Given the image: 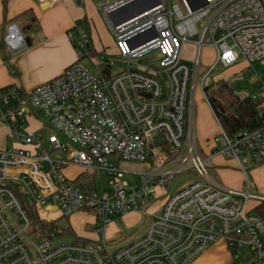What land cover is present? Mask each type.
Masks as SVG:
<instances>
[{"label":"built area","instance_id":"2783aa9c","mask_svg":"<svg viewBox=\"0 0 264 264\" xmlns=\"http://www.w3.org/2000/svg\"><path fill=\"white\" fill-rule=\"evenodd\" d=\"M178 1L159 0L118 26L109 17L115 4L101 2L117 55L96 53L84 24L75 22L68 37L77 62L30 92L0 90V123L10 143L0 150V264H193L220 240L233 264H264V219L248 208L249 200L264 198L250 192V182L237 191L209 170L218 156L246 177V165H264V126L230 137L213 111L220 134L202 155L194 121L201 61L194 74L182 61L184 45L199 37L194 44L200 52L216 51L209 74L241 58L249 67L264 63V0ZM5 43L14 55L26 47L17 24L8 27ZM206 78L201 89L209 103ZM250 97L264 104V84ZM32 119L40 125L36 132ZM126 162L147 171L129 172L121 168ZM70 167L92 175V185L68 178ZM127 174L134 185L125 181ZM184 175L195 178L172 190ZM106 176L111 194L103 191ZM78 213L93 217L96 239L66 234ZM132 213L149 218L144 234L111 249L100 235Z\"/></svg>","mask_w":264,"mask_h":264},{"label":"crops","instance_id":"0c3cea01","mask_svg":"<svg viewBox=\"0 0 264 264\" xmlns=\"http://www.w3.org/2000/svg\"><path fill=\"white\" fill-rule=\"evenodd\" d=\"M120 1L123 0L104 1L102 3L112 5ZM99 5L100 1L98 0H60L43 4L39 0H0V90L18 87L24 92H30L39 85L59 77L66 68L77 62V50L68 37V32L72 29L75 22L84 24L90 34L96 53L111 54L108 52L109 48L106 46L107 44L103 43V40L107 39L108 42L113 44L115 49L117 47L111 35L108 21L103 16ZM13 23L18 25L26 40V47L16 55L9 50L5 43L8 27ZM234 67L236 65L230 69ZM246 67H248L247 63ZM222 82L228 83V86L231 87L230 83L226 82L225 79ZM217 88L209 89L207 94L210 96L211 92L214 93L213 91H216ZM195 94L196 91L194 93V109ZM208 105L215 119L210 103ZM31 124V131L36 132L39 130L40 125L35 119H32ZM8 147H10V143L7 138V128L0 123V150ZM207 147L208 149L205 148L206 154L209 153L211 146L207 145ZM213 162L220 173L225 165L229 166L232 164L234 167L236 165L235 162L219 156L214 157L210 164L212 165ZM248 167L251 175V181H249L251 182L250 192L264 198V165L253 167L249 164ZM79 170L82 172L81 169ZM234 187L237 188V184ZM235 190L240 191V189ZM262 203L264 201H256L251 208L252 212L256 214V208ZM155 210H157L156 207L149 209L150 212ZM84 215L86 214L78 213L74 217L77 218ZM88 216L91 220L90 222H85V231L77 235L82 241L96 239L93 232L95 228L94 219L91 215ZM142 217L145 216L132 213L121 219L124 221V226L131 228ZM116 224V222H112L109 225L110 227H107L108 230L111 228V230L113 228L116 230L110 233L114 237L119 233L117 231L119 226ZM88 228L90 229L89 231L87 230ZM193 264H233V259L227 243L224 240H220L211 245Z\"/></svg>","mask_w":264,"mask_h":264},{"label":"rangeland","instance_id":"374dc122","mask_svg":"<svg viewBox=\"0 0 264 264\" xmlns=\"http://www.w3.org/2000/svg\"><path fill=\"white\" fill-rule=\"evenodd\" d=\"M108 2H114L115 0H105ZM102 1H100L101 3ZM178 0H172V4L176 5L178 4ZM199 37L191 38L190 42L185 44L182 51V61L187 64L193 71V74L196 70V63L198 59H200L201 64L199 68L198 73V83H197V89L195 94V109H194V121H195V130H196V136L198 144L201 148V154L206 155V149H208L207 145H211V141L214 140L219 134L220 129L217 126V122L212 116L210 107L206 101V98L204 97V92L201 89V82L207 76L204 87L206 89L211 88H217L216 91H213L214 93L220 92L219 94L223 93V99L231 100L229 96V92H227L226 89H224L223 79H225L226 82L230 83V88L236 95H253L258 92L260 87L264 84V63L259 62L254 64L252 67H246V62L242 58L239 60V63L236 65V67L232 69H224L221 67H218L217 69L213 70L210 74L209 71L211 69V66L216 61V51L213 48L210 47H204L203 51L200 52L195 46V41L199 40ZM104 44H107L106 46L109 48V51L113 55H117L118 51L115 49L112 43L108 42L107 39L103 40ZM116 47H118L116 45ZM145 60V59H144ZM83 63L88 66L92 67L91 63L88 60H84ZM95 72L98 73L96 68H93ZM114 72H117L119 68H114ZM220 81V82H219ZM227 85H229L227 83ZM193 86V79L191 83V89ZM212 94V92H211ZM38 119L41 122H45V117L43 115H39ZM32 126L30 122V127ZM205 144V145H204ZM46 148L48 151H50V146L46 144ZM210 173L213 178L217 179L220 183L224 184L225 186L231 188V189H240V191L245 192L247 190V185L249 181H251V175L248 165L245 166V169L247 170V177L245 174L240 170L239 167L235 165L230 164L229 166L223 167V171L220 173L217 171L216 165L210 164ZM121 168L127 169L129 172H136V173H142L147 171V168L142 163L138 162H126L121 164ZM66 175L68 178H77V183L82 186H91L93 182V176L87 173H82L77 168H69L66 170ZM137 177V176H136ZM193 176L184 175L181 177H178L173 185L172 190H176L180 185L186 183L189 180L194 179ZM105 186L103 188V191L105 193H112V189L109 187L110 184V178L107 176L104 177ZM125 181L129 182L130 184H135L136 179L131 175L127 174L125 177ZM251 183V182H250ZM249 183V185H250ZM237 184V188L234 187V185ZM240 187V188H239ZM173 191V192H174ZM240 202L242 203L243 200L240 199ZM256 201L249 200L248 207L250 210L254 206V203ZM53 217H57V215H54ZM138 219V218H137ZM91 218L88 215L80 216L75 218L74 216L70 219V223L72 226V229L74 230L75 234L78 235V233H81L82 231H85L84 224L85 222H90ZM123 219H116L114 222H116L117 226H119L118 230L119 233H117V236H112L114 231L111 229L105 230V234L100 235V238L103 237L108 241V245L111 249H120L131 242H133L136 238L140 237L144 234L146 227L148 225L149 218L142 217L136 224H134V227L127 228L124 226ZM110 227V226H109ZM84 229V230H83ZM90 230L89 228L87 229ZM121 230V231H120ZM87 232V231H86ZM65 240H68L67 237H65ZM70 240H73L74 238H69Z\"/></svg>","mask_w":264,"mask_h":264},{"label":"trees","instance_id":"16d2710c","mask_svg":"<svg viewBox=\"0 0 264 264\" xmlns=\"http://www.w3.org/2000/svg\"><path fill=\"white\" fill-rule=\"evenodd\" d=\"M223 87L229 92L231 100L223 99V93L217 92L210 94L209 103L230 137L244 130L253 131L264 126L263 102L253 100L250 95L241 97L234 94L226 83ZM208 91L206 89V93ZM256 214L264 219V203L256 208ZM71 233L75 232L69 228L66 234Z\"/></svg>","mask_w":264,"mask_h":264},{"label":"water","instance_id":"95a60500","mask_svg":"<svg viewBox=\"0 0 264 264\" xmlns=\"http://www.w3.org/2000/svg\"><path fill=\"white\" fill-rule=\"evenodd\" d=\"M159 4V0H126L122 4L112 5L109 17L113 25L118 26L155 8ZM163 143V138L157 140V144Z\"/></svg>","mask_w":264,"mask_h":264}]
</instances>
